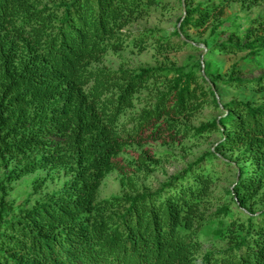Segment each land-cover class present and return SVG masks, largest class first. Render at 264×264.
<instances>
[{"label": "trees", "instance_id": "16d2710c", "mask_svg": "<svg viewBox=\"0 0 264 264\" xmlns=\"http://www.w3.org/2000/svg\"><path fill=\"white\" fill-rule=\"evenodd\" d=\"M185 25L201 27L222 16L229 2L243 0H182ZM155 0H0V165L16 166L3 184L38 171L63 172L66 180L45 200L19 216L6 218L0 200V264H264V212H247L245 221L233 220L223 234L229 246L206 252L197 261L194 240L197 204L207 182L187 170L173 176L153 193L96 201L103 176L113 169V157L126 140L118 130L124 110L149 81L174 73L171 86L137 119L138 129L162 124L193 113L206 92L194 72L182 68L109 70L91 68L108 50L124 46L122 30ZM133 40L143 47L149 36ZM247 44L227 41L213 51L257 55L264 46V12L253 20ZM142 49V48H141ZM205 81V78L200 77ZM225 86H249L264 94V75L254 79L229 76ZM159 83L154 82L153 85ZM217 104L219 96L210 88ZM227 113L195 128L196 134L224 130L220 149L240 151L239 181L232 192L239 206L264 187V104L230 102ZM192 173V172H191ZM186 180V183L184 181ZM45 179L35 180V188ZM220 213L226 215L228 208Z\"/></svg>", "mask_w": 264, "mask_h": 264}, {"label": "rangeland", "instance_id": "374dc122", "mask_svg": "<svg viewBox=\"0 0 264 264\" xmlns=\"http://www.w3.org/2000/svg\"><path fill=\"white\" fill-rule=\"evenodd\" d=\"M63 0H41L42 4H58ZM205 0H194V5ZM264 12V0H243L225 5L222 16L210 18L201 27L185 25L179 35L174 30L185 15L182 0H155L140 16L133 18L122 30V49L108 50L102 59L91 64V68L109 70H136L139 68H182L184 72H194L199 76L197 83L206 92L193 113L172 120L171 127L162 124L156 133L153 128L138 129L137 119L144 109L151 108L157 98L171 86L168 82L174 77L170 73L165 79L149 81V88L135 95L133 106L123 111L118 122V130L126 140L113 157V169L106 173L97 189L96 201L111 197L153 193L169 179L181 175L186 170L188 181L196 172H203L207 189L197 204L194 217V240L198 245L197 261L206 252H219L227 248L229 239L216 230L226 227L233 220L245 221L247 212L259 215L264 212V187L259 194L239 206L232 192L239 181L238 167L251 165V160L238 159L240 151L220 149L216 156L211 155L223 140L224 130L196 134L200 125L218 120L227 113L230 102H249L252 106L264 104V94L257 93L249 86H225L220 81L235 75L244 79H254L264 75V46L257 55L249 49L243 52L228 53L213 51V46L232 41L247 44L254 40L247 37L253 20ZM143 47L134 45L133 40L143 32H149ZM142 48V49H141ZM204 77L205 81L200 77ZM165 80V81H164ZM154 82L159 83L153 85ZM210 88L219 96L217 104ZM16 166L10 161L6 169L0 165V181ZM192 172V173H191ZM45 179L35 188V180ZM66 180L63 172L38 171L28 176L3 184L0 200L7 204L6 218L19 216L36 202L46 199ZM186 183V180L184 181ZM228 208L223 215L220 209Z\"/></svg>", "mask_w": 264, "mask_h": 264}, {"label": "water", "instance_id": "95a60500", "mask_svg": "<svg viewBox=\"0 0 264 264\" xmlns=\"http://www.w3.org/2000/svg\"><path fill=\"white\" fill-rule=\"evenodd\" d=\"M179 27V26H178Z\"/></svg>", "mask_w": 264, "mask_h": 264}]
</instances>
